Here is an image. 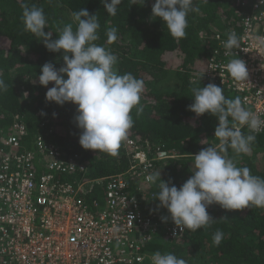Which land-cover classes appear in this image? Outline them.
<instances>
[{"label":"trees","instance_id":"1","mask_svg":"<svg viewBox=\"0 0 264 264\" xmlns=\"http://www.w3.org/2000/svg\"><path fill=\"white\" fill-rule=\"evenodd\" d=\"M154 2L144 0L143 5H139L137 0V5L132 4V0H122L117 15L112 16L107 14L101 0H31L43 9L48 20V28L44 31L53 32L52 39H56L60 29L68 23H72L75 30L73 12L83 8L97 16L100 29L95 43L118 57V74L131 73L144 81L140 100L143 113L137 117L135 108L132 109L134 126L124 142L131 140L138 145L149 142L150 148L163 146L176 156L154 162L149 171L152 174L161 170V178L171 179L179 188L192 174V155L219 143L214 137L217 119L207 113L197 116L188 110L193 103L191 89L208 84V62L214 51L219 50L216 34H221L225 42L232 31L239 37L242 18L253 13L259 0H209L206 4L195 0L199 11L188 15L186 36L179 40L170 36L159 18L151 19ZM23 3L24 0H0V71L8 85L7 91L0 94V150L10 155L19 151L32 153L33 173H53L64 184L76 185L81 177L48 171L40 166L46 149L39 151L38 139L48 147L54 145L59 157L84 163L88 167L85 180L125 171L129 158L123 142L116 157L82 149L74 122L76 105L66 102L60 106L45 100L46 91L53 85L51 82L47 87L39 84L40 68L46 62L54 63L57 69L63 67L62 53L47 51L40 40L24 30ZM113 26L118 29V39L108 43L106 30ZM232 59L235 58L228 57L227 61ZM197 73H204L200 82L194 80ZM223 93L229 99L239 96L224 88ZM229 120L231 122V118ZM16 124L24 127V135L20 147L11 150L4 145L5 137ZM241 130L246 135L251 134L247 126ZM255 135L250 154L235 157L229 149L228 156L237 160V166H247L251 174L264 179V131ZM149 190L150 196L143 198L133 184L129 188L139 202L142 216L156 219L167 216V210L158 207L159 201L154 198L158 187L149 184ZM95 192L88 195L91 196L89 203L95 200ZM207 211L216 220L211 227L194 232L184 230L180 240L156 234L143 244V252H170L185 259L187 264H264V209L229 211L213 204ZM217 229L224 233L219 246L212 243Z\"/></svg>","mask_w":264,"mask_h":264},{"label":"clouds","instance_id":"2","mask_svg":"<svg viewBox=\"0 0 264 264\" xmlns=\"http://www.w3.org/2000/svg\"><path fill=\"white\" fill-rule=\"evenodd\" d=\"M199 2L206 4L209 0ZM259 2L264 4V0ZM101 3L107 14L116 16L122 0H101ZM143 3L144 0H139V5ZM132 4H137V0H132ZM21 7L24 30L40 40L47 51L62 53L63 67L57 69L54 63L46 62L40 68L39 84L47 87L51 82L53 85L46 91L45 100L60 106L66 102L76 105L74 122L79 130L78 144L82 149L116 157L123 142V148L129 158V168L134 152L124 141L134 126L132 109L135 108L137 117L143 113L140 100L144 81L131 73L118 74V57L109 49L95 43L99 39L100 29L95 14L90 15L83 8L73 12L75 30L73 24L68 23L60 29L59 36L52 39L53 32L44 31L48 28V20L43 9L32 4L31 0H24ZM198 11L195 0H155L151 19L159 18L170 36L179 40L186 36L188 15ZM106 37L108 43L115 42L118 39V29L115 26L107 29ZM256 40L264 45V37H256ZM239 46V37L234 31L230 32L224 47L228 54L236 58L226 67L234 80L247 81L246 62L233 52V49H239ZM203 74H194V80L200 82ZM7 88L3 72L0 71V94L7 91ZM191 91L193 103L188 106V110L197 116L207 113L217 119L214 137L219 143L216 146L209 145L192 155V174L179 188L171 179L164 181L161 178V170L146 177L150 184L158 187V192L154 194V198L159 201L158 207L167 210L168 215L161 217L162 222L170 220L181 232H194L211 227L216 220L210 216L207 208L213 204L229 211L252 207L264 209V179L251 174L247 166H237V160L228 156L229 149L235 157L250 154L251 145L256 140L255 134L264 131V121L245 108L239 96L234 99L226 98L220 86L209 83L204 87H193ZM244 126L248 127L251 134L242 132ZM147 145L145 142L140 145L141 150L145 152L146 148L150 147ZM157 147L166 150L163 146L152 149ZM148 155L149 159L154 157L151 153ZM74 163L83 165L86 173L77 172L72 176L86 179L88 167L84 163ZM113 174L115 173L102 177ZM94 179L98 178L87 180ZM142 189V192L148 193L145 196L148 197L149 187L143 186ZM223 238L224 233L217 229L212 237L213 245L219 246ZM152 264L187 262L170 252L157 251L152 256Z\"/></svg>","mask_w":264,"mask_h":264},{"label":"built area","instance_id":"3","mask_svg":"<svg viewBox=\"0 0 264 264\" xmlns=\"http://www.w3.org/2000/svg\"><path fill=\"white\" fill-rule=\"evenodd\" d=\"M263 5L257 3L253 13L242 18L240 46L233 49L246 62L247 81H236L228 72V57H236L228 54L219 34L215 37L219 50L214 51L206 69L208 84L238 94L243 106L261 121L264 45L256 37H264ZM23 135L24 127L16 124L4 145L18 149ZM36 143L39 151L46 149L40 165L45 170L68 175L86 173L83 165L59 157L54 145L48 147L41 139ZM126 146L134 152L126 172L83 179L76 185L60 182L53 173H33L32 153L10 155L0 150V264H152L153 254L143 252L144 243L160 233L173 240L182 239L184 231L171 221L166 224L161 219L143 217L137 198L129 192L133 184L143 198L147 196L142 187H149L146 177L153 163L175 156L148 145L144 152L131 140ZM150 153L154 156L151 159ZM94 190L95 200L89 203L88 195Z\"/></svg>","mask_w":264,"mask_h":264},{"label":"rangeland","instance_id":"4","mask_svg":"<svg viewBox=\"0 0 264 264\" xmlns=\"http://www.w3.org/2000/svg\"><path fill=\"white\" fill-rule=\"evenodd\" d=\"M219 28V27H218ZM221 30V27L219 28ZM166 85V84H165ZM151 254H154V253H151Z\"/></svg>","mask_w":264,"mask_h":264},{"label":"crops","instance_id":"5","mask_svg":"<svg viewBox=\"0 0 264 264\" xmlns=\"http://www.w3.org/2000/svg\"><path fill=\"white\" fill-rule=\"evenodd\" d=\"M147 144L149 145V142H147ZM154 147H156V146H154Z\"/></svg>","mask_w":264,"mask_h":264}]
</instances>
